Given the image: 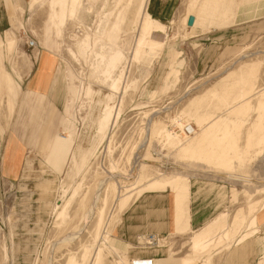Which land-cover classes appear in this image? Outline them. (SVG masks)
<instances>
[{
    "label": "rangeland",
    "instance_id": "374dc122",
    "mask_svg": "<svg viewBox=\"0 0 264 264\" xmlns=\"http://www.w3.org/2000/svg\"><path fill=\"white\" fill-rule=\"evenodd\" d=\"M59 1L0 0V264L142 260L119 219L166 190L175 233L157 263L229 264L252 237L264 264V0H61L64 18ZM41 52L57 60L45 93L23 83ZM193 199L207 219L191 231Z\"/></svg>",
    "mask_w": 264,
    "mask_h": 264
},
{
    "label": "crops",
    "instance_id": "0c3cea01",
    "mask_svg": "<svg viewBox=\"0 0 264 264\" xmlns=\"http://www.w3.org/2000/svg\"><path fill=\"white\" fill-rule=\"evenodd\" d=\"M66 2V1H65ZM63 3V1H62ZM214 3V2H213ZM212 3V7L213 4ZM217 4V3H216ZM60 5V13L64 18L67 15H70L68 4L66 3V8L61 6V0L59 1ZM78 10V9H77ZM154 11V10H153ZM219 11L218 6L215 5L213 8L207 7L200 14V21H203L207 16H216ZM0 30L4 29L8 24V16L6 12L2 15V11H0ZM159 13V12H158ZM157 15V14H156ZM151 17V15H149ZM160 17V14L158 15ZM13 21V20H12ZM160 27V32L163 38L162 46L166 43L167 33L164 28L158 24ZM161 46V47H162ZM161 47H157L156 49H160ZM42 53V52H41ZM106 60L108 58H105ZM121 59L123 58H113L111 61L109 59L108 62H105L106 65V73L111 74L114 70H109L107 65L113 64L117 61V63H121ZM112 62V63H111ZM57 63L56 58L50 52H43L37 59H34L31 65V68L28 74L24 77L23 83H26V86L41 92H47L48 80L50 75V66L52 64ZM119 81V80H118ZM117 83V82H116ZM115 84V79L113 80V85ZM178 199L174 196L175 206L180 204L182 201L176 202ZM201 202L196 203L195 199L189 201L188 205V227H190L191 231L196 230L198 227L203 225L206 222V214L199 213V208L201 207ZM171 202V193L166 191H156L153 193L141 195L137 200H135L121 215L119 219L118 231L120 239L128 244L129 252L128 255L131 258L138 257L141 258V262H145L147 259L157 260L162 259L166 255V250L162 247H153V246H145L140 242V238L145 235L155 234L160 237H168L175 233V227L173 223V209ZM262 213V212H261ZM264 213V212H263ZM262 213V214H263ZM258 221L264 223V214L263 216H258ZM177 237V236H176ZM238 238V237H237ZM237 238L235 240H237ZM252 237L246 238L243 242L236 244L231 247V251L235 247L234 254L229 251L227 255V259L229 264H253V261L257 255V247L254 246V241L249 245L244 244L246 241L250 240ZM259 240H263L264 236H259ZM244 244V245H243ZM245 248H241V246ZM234 256V257H233ZM159 264V263H158ZM196 264H201L199 261Z\"/></svg>",
    "mask_w": 264,
    "mask_h": 264
},
{
    "label": "built area",
    "instance_id": "2783aa9c",
    "mask_svg": "<svg viewBox=\"0 0 264 264\" xmlns=\"http://www.w3.org/2000/svg\"><path fill=\"white\" fill-rule=\"evenodd\" d=\"M26 45L28 48H31V49H35L37 47L36 41L32 39L29 41H26ZM194 128L195 127L193 125H186L181 128V134L185 136H190L194 133L195 131ZM174 133H177V132H174ZM142 238L144 239V242L146 244L151 245V246L153 245L158 246L159 241H163L165 239L164 237H160L155 234L145 235V236H142ZM145 261H147L148 264H152V259H147Z\"/></svg>",
    "mask_w": 264,
    "mask_h": 264
},
{
    "label": "bare ground",
    "instance_id": "6f19581e",
    "mask_svg": "<svg viewBox=\"0 0 264 264\" xmlns=\"http://www.w3.org/2000/svg\"><path fill=\"white\" fill-rule=\"evenodd\" d=\"M61 6L63 8H65V5L61 4ZM142 30H143V38L146 39V41H148L150 43V45H153L155 47H160L162 45L160 40L155 39V35L161 34L162 32H160L159 30H156L151 21H149V20L145 21V23L143 24ZM195 131H196V129H195ZM195 131H194V133H195ZM263 208H264V206L262 207V209ZM132 264H148V262L147 261L141 262V260H137V261H134ZM152 264H158V263L156 260H152Z\"/></svg>",
    "mask_w": 264,
    "mask_h": 264
},
{
    "label": "water",
    "instance_id": "95a60500",
    "mask_svg": "<svg viewBox=\"0 0 264 264\" xmlns=\"http://www.w3.org/2000/svg\"><path fill=\"white\" fill-rule=\"evenodd\" d=\"M193 20H194V19H193V16H189V17H188V20H187V25H188V26H191V25L193 24Z\"/></svg>",
    "mask_w": 264,
    "mask_h": 264
}]
</instances>
